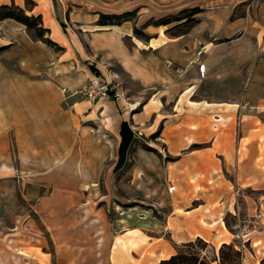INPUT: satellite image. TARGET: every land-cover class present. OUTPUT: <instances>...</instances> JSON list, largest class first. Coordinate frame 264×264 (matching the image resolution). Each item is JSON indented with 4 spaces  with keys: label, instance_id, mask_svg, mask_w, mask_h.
<instances>
[{
    "label": "crops",
    "instance_id": "crops-1",
    "mask_svg": "<svg viewBox=\"0 0 264 264\" xmlns=\"http://www.w3.org/2000/svg\"><path fill=\"white\" fill-rule=\"evenodd\" d=\"M64 1L0 0L40 15L61 48L0 19V263L158 264L176 245L207 240L208 210L225 228L235 192L264 186V0H191L201 11L186 33L148 25L146 39L132 20L100 25L95 9ZM94 78L120 82L138 107L77 94ZM124 122L132 148L143 142L136 190L144 199L159 189L172 210L165 221L107 215ZM25 210L38 242H24L21 261L7 241Z\"/></svg>",
    "mask_w": 264,
    "mask_h": 264
},
{
    "label": "rangeland",
    "instance_id": "rangeland-1",
    "mask_svg": "<svg viewBox=\"0 0 264 264\" xmlns=\"http://www.w3.org/2000/svg\"><path fill=\"white\" fill-rule=\"evenodd\" d=\"M211 1L212 0H204L201 3L209 4ZM146 2H149V4L146 5ZM180 2L182 1L159 0L157 2H153L149 0L144 1V4L138 7H136L135 0H65L61 3H66L69 5L81 4L90 6L91 11H94V9L97 11L96 13L98 14V18H100L101 13L122 14L124 12H133L129 18L134 23H137V28L141 30L139 36L145 38L149 36L146 31L148 25L161 26L157 25V23L167 18L175 19L178 16H183V10L197 7L194 6L195 2L191 0L186 1V3L182 2L184 4H178ZM240 12H242V8L241 10L239 9L237 13ZM142 15L144 16L141 18ZM114 21H120V19L116 18ZM179 23L180 22L178 21H173L172 23L166 25L167 28H170V30L167 32V35L173 36L179 34L182 31L187 30V28L190 26V24H182L173 27ZM67 24L77 32V34L85 43H87L88 37L86 34L79 32L78 29L71 23ZM32 32L34 34L36 33L34 29ZM49 35V33L46 34V37ZM124 89H126L125 86ZM77 94L85 98L82 92ZM128 96V93H126L128 103H132ZM142 143L143 142L141 140L136 142L135 147L131 149L127 157V165L113 177V193L111 194L109 201L104 203L106 205L105 209L107 215L111 220H116L118 216L121 215L123 218L134 219L137 215V211L139 213H143L146 219L156 218L161 221H165L167 215H169L172 211L171 209L166 208V203L160 200L162 195L159 192V189H154L153 192L143 194L146 199L141 198V193L136 190V184L134 181L136 168V149L138 147L137 145ZM158 148L161 150V152L165 151L164 145H159ZM232 179L235 180L236 178ZM147 188L150 191L151 186ZM159 201L163 203H159ZM234 201L237 207L232 208L225 213V228L222 227L221 222L218 221L220 216L218 212H215V210H208L210 214L212 213L211 217L207 223H201L203 227H207L209 230V236L206 237V239L209 241L204 239L208 244L204 247L203 252L206 254L207 258L212 264H220L221 246H219V243L223 240H226L228 242L223 243L231 244L233 249L239 251V255L236 256L229 248L224 249V252L227 255L225 260L228 263L264 264V186L261 185L259 181H257L253 188L250 187L248 189H242L240 192L236 191ZM99 204H103V202L100 201ZM29 212V210H25L23 213L21 212V214L16 216L12 222L13 229H10L17 233L15 235L16 238L14 240L10 239L7 241V246H9L17 256L21 257V261H23L22 256L24 255H22L19 251H30V249L23 248L24 242H28L30 235L38 233L32 228V226L26 224V220H30V218H28L30 214ZM180 214L185 215L187 213L185 210H183L180 212ZM190 221L193 228L199 227L200 224L196 223L197 220L192 219ZM40 234L41 239H44L43 241L46 243V249L52 250L53 245L50 243L47 236L43 234V232H40ZM196 239L197 237L193 240ZM30 242L36 243L38 241L36 238H32ZM200 246L204 245L200 244ZM181 249L182 244L176 245V251ZM3 259L4 261L0 264H8L9 259L7 257Z\"/></svg>",
    "mask_w": 264,
    "mask_h": 264
},
{
    "label": "trees",
    "instance_id": "trees-1",
    "mask_svg": "<svg viewBox=\"0 0 264 264\" xmlns=\"http://www.w3.org/2000/svg\"><path fill=\"white\" fill-rule=\"evenodd\" d=\"M200 11H201L200 7L186 9L182 11V14H184L183 16H178L175 19L167 18L157 23V25H168L172 23L173 21L180 22L179 24H176L173 27H176L182 24H190L187 30L182 31L181 33L176 34V35L184 34L197 22V19L194 16ZM132 13L133 12H124L122 14L101 13L100 18L98 20V24L100 25L121 24L124 21L131 20L129 16H131ZM5 18H13L25 24L32 37L36 39H40L48 43L49 45H52V46L57 47L58 49H61L59 45L55 41H53L49 36L46 37V34L49 33V29L43 26V20L40 15H37V16L28 15L22 7L16 5L15 3L0 4V19H5ZM116 18L120 19V21H114V19ZM33 29L36 31L35 34L32 32ZM140 33H141V30H139V28H135V35L140 37L139 36ZM148 37H145V38L141 37V38L146 39ZM160 130L161 129H159L156 132V134H154L153 136L154 138H156L157 135H159ZM121 134H122V142L119 147V160L116 165L115 171H119L127 165V162H128L127 157L131 151L133 143L135 142V137L127 122L123 123ZM147 149L154 150L152 147H149V146H147ZM167 159H172V157L167 156ZM200 244L204 246H200ZM207 244L208 243L200 237H198L196 240L185 242L182 244L181 250H177L176 253L170 256L169 258L162 259L158 264H212L211 261L207 258L206 254L203 252L204 247L207 246ZM225 248H229L232 251V253L236 256L239 255V251L233 249V246L231 244L223 243L221 245L220 264H231L225 260L227 258V255L224 252Z\"/></svg>",
    "mask_w": 264,
    "mask_h": 264
},
{
    "label": "built area",
    "instance_id": "built-area-1",
    "mask_svg": "<svg viewBox=\"0 0 264 264\" xmlns=\"http://www.w3.org/2000/svg\"><path fill=\"white\" fill-rule=\"evenodd\" d=\"M66 91V89H64ZM82 92L86 99L95 101L99 98H114L127 100L126 92L120 82L112 80H99L94 78L90 82L82 87L77 93ZM130 109H136L138 107L137 102L129 103ZM175 187L169 186V190L172 191Z\"/></svg>",
    "mask_w": 264,
    "mask_h": 264
}]
</instances>
